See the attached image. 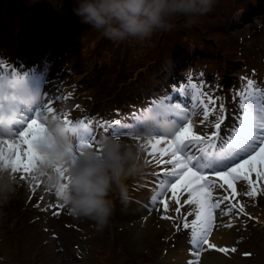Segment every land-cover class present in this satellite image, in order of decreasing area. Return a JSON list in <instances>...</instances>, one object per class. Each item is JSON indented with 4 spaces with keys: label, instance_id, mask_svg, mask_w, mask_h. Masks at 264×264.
Instances as JSON below:
<instances>
[{
    "label": "rangeland",
    "instance_id": "rangeland-1",
    "mask_svg": "<svg viewBox=\"0 0 264 264\" xmlns=\"http://www.w3.org/2000/svg\"><path fill=\"white\" fill-rule=\"evenodd\" d=\"M59 15L61 19L59 27L55 30L56 36L44 45L39 55L40 59H31V63L24 64L25 69L22 70L21 63L17 60L12 61L10 69L0 64V83L4 86V90L0 89V97H2L0 103L9 108L8 119L0 121V127L7 129L12 127L10 131L0 133V138L17 137L26 127L27 122L34 117L45 124L49 116L59 115L65 120L72 119L77 124L83 121L91 128L71 129L75 143L88 139L93 131L98 140L96 147H100L104 137L115 135L113 125L116 119L122 121L121 126L124 123L129 124L128 117L139 114L142 109H149L153 101L159 102L165 95H170L173 103L178 102L185 107L190 101L191 105L196 103L205 112H208V108L203 107L205 98L209 102L216 98L215 105L209 103V107H215L216 111L211 112L207 122H204L210 127L211 132L215 131V123L219 120L223 109L228 110L226 119L231 120L234 127L239 126V113L242 111L239 105L244 96L243 103L257 115L261 113L264 116L259 104L264 101V8L262 7L234 27L233 34L238 40L230 62L217 67L209 61L207 67L201 69L199 61L187 59L182 64L168 67L155 86L149 87L143 93L132 94L128 98L131 100L128 107L123 106L120 97L108 96L106 93H103L106 97L91 103L89 92L104 88L101 72L89 71L82 66V61L74 62L65 53L68 43L78 41L82 34L86 33V29L82 28L83 17L72 8L66 9L64 14L61 12ZM10 40L14 43L16 41L13 37ZM17 42L18 47L21 44ZM67 58H70L69 65L65 64ZM17 77L19 79L15 85H10V82ZM61 85L65 90L61 91ZM182 85L187 89L184 94L173 91V86L178 88ZM201 89L206 93V97H200L197 102L196 96ZM20 91L25 96L15 97L14 95ZM234 93L236 99H233ZM50 106L56 109V113L49 111ZM113 107H115L114 111ZM152 111H156L155 114ZM91 113L97 115L93 117ZM163 114L162 110L153 107L141 117L142 120L152 119L151 121L156 124ZM170 122L173 124V121ZM225 124L221 125L222 133L226 129ZM140 129L136 126L131 130V135L121 134L120 137L141 146L147 136L141 133ZM152 129L161 131L159 126H154ZM137 134L141 137L139 141L135 139ZM143 157L145 158V155ZM158 169L146 163L141 173L131 177L127 182L125 201L122 202L119 194L114 193L115 211L104 227H99L91 218L74 216L55 192L46 187L43 180L36 184L28 174H25V179H21V174L16 172L20 178V185L10 202L24 205L30 214L29 217L35 218L45 227V238L48 241L46 247H49L53 264H81L77 251L94 243L93 233L96 231L101 232L107 239L101 241L102 244L122 240L126 249L132 252L135 249L153 252L156 258L151 264H188L189 260L196 261V264H264V216L259 215V213L264 215V196L261 205H251L245 189L252 188V185L246 180L236 181V193L233 197L236 201H233L229 195L227 187L213 189L212 198L222 201L221 209H216L214 214L215 218L222 221L213 225L209 236V241L216 244L217 248L209 249L207 245H202L203 250L200 251L199 257H196L194 252L189 251L190 247H194L189 243L190 232L183 229L185 217L193 218L190 206L185 204L180 206L168 201L169 209L166 215L172 219H167L161 215L162 204H151L150 198L158 190V178L152 173L157 172ZM217 178L212 177L214 180ZM252 179L256 181L259 190L256 197H258L262 194L261 185L264 178L257 180L256 174L252 173ZM233 202L236 205H243L245 209L243 215L239 214L238 207L234 208L231 214L227 211L229 207H233ZM177 207H181L179 214L176 213ZM6 208L7 205L0 208L1 214H5ZM152 213H155V216L144 221ZM4 220L0 216V222ZM88 224L94 225V228L88 230ZM9 225L13 226V223L10 222ZM177 225H180L179 231ZM222 247H227L229 252H220L219 248ZM3 248L5 249V244L0 240V264L3 259L1 256ZM233 248H235L234 252L231 251ZM181 252L188 257L184 258Z\"/></svg>",
    "mask_w": 264,
    "mask_h": 264
},
{
    "label": "trees",
    "instance_id": "trees-1",
    "mask_svg": "<svg viewBox=\"0 0 264 264\" xmlns=\"http://www.w3.org/2000/svg\"><path fill=\"white\" fill-rule=\"evenodd\" d=\"M78 7L79 0H0V64L10 69L12 61L17 60L22 70L31 59H40L44 45L56 36L59 14ZM260 7L264 8V0H216L212 11L199 17L192 26H186L184 18L178 17L173 30L157 31L143 41L129 38L114 42L84 22L82 28L86 33L78 41L68 43L65 53L74 62L82 61L89 71L101 72L104 88L89 92L91 103L103 99L106 93L120 97L123 106L128 107L131 104L128 98L155 86L168 67L187 59L199 61L201 69L209 61L217 67L230 62L238 40L233 34L234 27ZM12 37L15 43L10 40ZM17 41L21 44L19 48ZM70 58L65 60L66 65ZM62 87L61 91L65 90ZM250 190L245 189L246 195ZM261 191L258 197L247 195L251 205L262 204L264 182ZM29 215L21 203L9 202L5 214L0 211L5 219L0 222V240L5 244L2 264H53L46 247V229ZM93 228L94 225L88 224V230ZM93 234L94 243L77 251L81 264H151L156 258L153 252L143 249L127 250L122 240L102 244L101 241L107 240L103 234L99 231Z\"/></svg>",
    "mask_w": 264,
    "mask_h": 264
},
{
    "label": "snow or ice",
    "instance_id": "snow-or-ice-1",
    "mask_svg": "<svg viewBox=\"0 0 264 264\" xmlns=\"http://www.w3.org/2000/svg\"><path fill=\"white\" fill-rule=\"evenodd\" d=\"M18 79L19 77L13 79L10 85H15ZM0 89L4 90L2 83H0ZM192 89L195 91L194 88ZM186 90L183 85L178 88L173 86V91L180 94H184ZM200 97H206V93L202 89L196 96L197 102ZM244 97L239 105L242 110L239 113V126L231 130V135H221V125L225 124L227 109L222 110L219 120L215 123V131L208 135H202L194 129L192 117L198 115L196 107H185L181 103H173L170 95H165L159 102L153 101L149 109H142L135 116L133 124L124 123L121 126L120 119L114 121L113 132L116 136L131 135V130L136 128V118L151 111L153 107L163 111L164 114L161 117L175 122V130L170 134L145 133L147 139L141 146L151 156V159L146 158V163L159 166L158 171L152 173L158 178V191L151 196L150 200L152 205H163L162 217L172 219L166 215L169 209V199L180 204L181 196L187 194L183 204L190 206L193 218L185 217L183 229L190 232L189 243L194 247H190L189 251L194 252L196 257H199L200 251L203 250L202 245H207L209 249L217 248L216 244L209 241V236L216 222L214 210L221 209L222 201L212 198L213 189H223L224 186H227L232 193H236V181L246 180L248 184L252 185L251 190L247 192V195L251 197L257 195L259 191L256 181L252 179V173L256 174L257 180L264 178V116L251 111L243 103ZM233 99H236L235 93ZM209 103L215 105L216 98L210 102L205 98L203 107L208 108V112L204 114V119L200 121L201 124L208 119L211 112L216 111L215 107H209ZM77 107L79 106L77 105ZM49 111L56 113V109L51 106ZM232 115H236V113H232ZM67 121L71 129L90 128L83 121L78 124L74 123L72 119H67ZM156 124L158 125V121ZM105 126H107V122H105ZM225 127L228 125L225 124ZM44 134L45 124L34 117L27 122L26 127L20 131L17 137L0 138V162L10 165L14 172H19L21 179L26 178L25 174L32 177L31 174L39 159L36 144ZM135 139L139 141L140 135H135ZM97 143L96 134L92 131V135L88 139L75 143L74 151L79 152L86 146L96 147ZM100 146L102 147L101 144ZM192 147L197 149L196 154H192L190 151ZM210 177H218L219 181H223V183L210 179ZM32 179L36 184L41 182L39 179ZM168 191L171 192L170 197L165 195ZM55 194L58 197V194ZM236 207L239 208V214L243 215L245 212L243 205H236L235 202H233V207H229L227 211L231 214ZM176 213H181V207L176 208ZM179 229L180 225H177V230L179 231ZM219 251L227 253L229 249L222 247L219 248ZM231 251L234 252L235 248ZM188 264H196V261L189 260Z\"/></svg>",
    "mask_w": 264,
    "mask_h": 264
},
{
    "label": "clouds",
    "instance_id": "clouds-1",
    "mask_svg": "<svg viewBox=\"0 0 264 264\" xmlns=\"http://www.w3.org/2000/svg\"><path fill=\"white\" fill-rule=\"evenodd\" d=\"M216 0H79L77 13L92 29L114 42L129 38L141 41L157 31H171L178 17L190 27L199 17L212 11ZM156 111H152L155 114ZM8 119V109L0 105V121ZM159 126L171 130V122L158 118L149 121L141 133ZM71 126L62 116L52 115L45 123V134L36 144L39 159L32 178L43 180L76 217H88L104 227L115 211L113 193L126 200L128 180L141 173L146 160L139 144L120 136L102 139V147L74 151ZM20 178L10 165L0 162V208L15 195Z\"/></svg>",
    "mask_w": 264,
    "mask_h": 264
},
{
    "label": "bare ground",
    "instance_id": "bare-ground-1",
    "mask_svg": "<svg viewBox=\"0 0 264 264\" xmlns=\"http://www.w3.org/2000/svg\"><path fill=\"white\" fill-rule=\"evenodd\" d=\"M146 90H147V89H146ZM23 91H24V90H23ZM23 95H24L23 92L20 91V93L15 94L14 96H15V97H20V96H23ZM24 96H25V95H24ZM184 99H185V98H184ZM259 104H260V108L264 111V101L260 102ZM185 105H186L187 107H193V106L196 107V111H197L198 115H195V116L192 117V119H193V123H194V129H195V131L201 133L202 135H208L209 133H211V129H210V127H207V126L205 125V123H203V125L200 124V121L204 119V114H205L206 112H205L203 109L199 108V106H198L196 103H193V104L191 105V101H190V103H186ZM6 108H7V107H6ZM7 109H8V111H9V108H7ZM155 109H158V108H155ZM136 115H137V114H136ZM136 115H133V116L128 117V123H129V124H133L132 122L135 121V116H136ZM259 115H260V116H263L261 113H260ZM151 120H152V119L142 120V117L139 116V117L136 118V126H138L139 128L143 129V128L146 127L147 123H148L149 121H151ZM207 120H208V119H207ZM207 120H205V121L207 122ZM12 124H13V123H12ZM226 124L228 125V127H226V129L223 131V133L221 132V135H222V136H225V135H231V134H232L231 130L234 128V125H233L232 121L229 120V119H226ZM14 125L16 126V125H17V122H16ZM171 125H172L171 130H170V131H167L166 134H170L172 131L175 130L176 124H175L174 121H173V124H171ZM15 126H14V127H15ZM11 128H12V127H8V129H7L6 127H3V126H2V127H0V133L10 131ZM151 132L154 133V134L162 133V131H157V130H155V129H152ZM144 134H145V133H144ZM146 139H147V137H145V140H146ZM145 140H143V143H144ZM161 146H162V145H161ZM141 149H142V151H144V154H143V155H145V160H146V158H147V159H151L150 154L147 153V152L145 151V148L141 146ZM190 151L192 152V154H196V153H197V149H194V148H191ZM165 158H167V155H165ZM149 164H151V163H149ZM151 165H153L154 167L159 168V166H157V165H155V164H151ZM210 179H212V177H210ZM213 180H214V179H213ZM216 181H219V178H217ZM219 182H220L221 184L223 183V181H219ZM225 187H227V186H224V188H225ZM227 189H228V191H229V195H230L231 198L233 199L235 193H232L231 190H230V188L227 187ZM157 191H158V190H157ZM167 195L170 197V196H171V192L167 193ZM186 198H187V194L182 195L181 198H180V204H178V205H180V206L183 205V201H184ZM233 201H236V200L233 199ZM169 202H170V203H176L175 200H173V199H169ZM188 206H189V205H188ZM215 213H216V210H215L214 214H215ZM259 215L262 216V217L264 216V215H262V214H260V213H259ZM153 216H155V213L150 214V216H148L144 221L149 220V217L152 218ZM215 219H216L215 225L219 224V223L222 221V220H219V219H217V218H215ZM263 222H264V221H263ZM181 255H182L184 258H185V256L188 257L184 252H181Z\"/></svg>",
    "mask_w": 264,
    "mask_h": 264
}]
</instances>
